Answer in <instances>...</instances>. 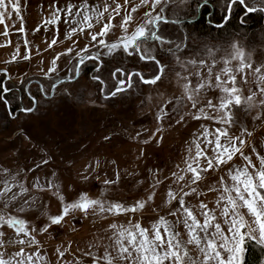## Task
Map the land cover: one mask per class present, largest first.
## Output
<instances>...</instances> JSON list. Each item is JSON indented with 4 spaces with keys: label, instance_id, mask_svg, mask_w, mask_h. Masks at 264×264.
Wrapping results in <instances>:
<instances>
[{
    "label": "rangeland",
    "instance_id": "rangeland-1",
    "mask_svg": "<svg viewBox=\"0 0 264 264\" xmlns=\"http://www.w3.org/2000/svg\"><path fill=\"white\" fill-rule=\"evenodd\" d=\"M71 2L75 5L86 2L90 6L89 15H93L90 9L97 6L101 12H104L105 4L109 7L103 18L97 19L93 15L91 28L77 23L86 11L83 8L79 9L81 17H69L66 12H58L59 21L49 22L54 8H63L68 0H56L54 7H50L53 0H5V7L0 9L3 14L0 20V69L8 70L10 74L7 87L24 92L20 108L32 106L30 97L34 96L39 101L34 112L22 114L19 111V115H13V120L8 124L0 115V169L6 168L11 173L6 175L0 172V190H3L5 178L12 183L13 191H18V185L23 184L30 189V194L36 195L37 207L29 209L25 206V212L21 213L19 207L22 201L15 205L9 202L5 209L4 198H0V215L16 216L25 219L28 227H36L47 224L40 205L46 206L49 214H59L62 206L55 190L38 191L32 187L37 180L45 185L49 180L59 184L60 194L67 202L86 193L90 199L102 198L105 207L119 202L131 208L137 200H144L145 207L136 212L100 213L92 208L87 214L79 210L71 212L61 224L48 225L46 231L37 234L36 239L40 243L25 248L23 256L17 255L21 245L7 244L10 239H19L20 234L16 233L15 228L5 225L0 228V231H5V235L0 238L5 241V246L0 247L3 258L13 260V264L27 256L33 257V264H107L106 253L117 256L119 246L116 240L119 232L121 228H129L130 224L139 223L150 234L154 231L153 225H159L161 235L167 239L164 225L159 223L161 217L179 231V238L186 242L190 239L188 229L183 227L186 214L178 211L176 216L169 215L170 211L178 208L177 200L168 196L169 190L176 197L189 193L184 196L186 205L200 223L203 224V212L207 211L215 218L212 224L219 222L225 235L231 237L226 219L233 217L225 218L222 215L225 208L231 212L228 197L236 198V193L232 191L235 182L230 174H235L237 169L247 168L254 175L264 156V110L257 103L258 99H264L259 96L260 87L257 86L260 77L264 76V47L251 48L242 39L234 38L226 43L203 39L198 43H189L190 48L187 49L188 52H196L201 43L208 45L207 49L199 53L197 65H188V72L198 69L201 73H207L208 68L199 65V58L202 57L206 65L215 64L217 70L219 67L232 68L231 73L222 75L223 86H231L229 77L232 74L237 76V81L245 77L251 81L249 86L257 96L252 98L250 103L253 107L250 110L243 98L240 105H235L233 100L225 109L214 111L204 107L206 96L217 105V97L228 96L221 88L207 93L201 91L195 96L201 103L193 108L188 97L192 94L196 77L189 76L172 55L161 57L169 65L162 81L155 85H144L139 76H134L131 90L119 93L116 99H113L114 96L105 99L107 92L114 90L118 80L124 78L120 73L115 77L111 75L116 67L140 73L145 79H150L158 71L154 61H142L136 53L128 56L119 49L117 53L109 55L107 48L98 43L101 39L111 43L124 35L119 24L125 12L132 16L128 25L130 34L145 19L144 12L148 9L141 8L139 0H130V4L136 5V12L132 11L130 4H125V0ZM13 3L19 5L18 11L12 8ZM201 3L203 0H190V4L179 6L165 4V15L177 20L175 25H164L166 34L183 36L180 23L190 20L191 14L200 9ZM116 4L121 5V11L113 16L112 28L107 35L97 36V41H91V34L99 33L108 23L107 17ZM72 28L76 29L75 33H71ZM53 40L56 41L54 44ZM85 48L87 55L82 51ZM179 55L186 62V54L181 52ZM81 56L85 59L99 56V59L85 61L86 73L76 78ZM57 57L56 71L49 72L53 67L52 61ZM224 61H228V64L225 65ZM241 62L251 67L237 72ZM91 67L99 68L94 76H99L100 80L91 77ZM257 68L259 72L255 71ZM58 83L54 88L53 85ZM249 95L251 93L246 86L243 96ZM0 96H5V93L0 91ZM201 107L203 115L199 111ZM5 109L11 111V105L6 106L0 100V114L5 113ZM257 111H261V117L254 119ZM225 113L234 114L236 122L220 124L218 120L208 118L209 114L215 116ZM158 128L161 131L157 132ZM218 128L228 134L227 138L221 137V143L227 146L228 139H231L233 145L242 148V153L237 152L232 160L208 169L206 159L215 155L214 140ZM205 130L210 133L207 138ZM105 136L109 139L105 140ZM144 140H148V143H144ZM240 140L245 143L240 145ZM197 145L204 155L197 157ZM41 149L51 160L47 165L36 167L44 154ZM244 155L250 160H245ZM188 165L201 170L200 181L191 183L193 173L188 170ZM117 171L121 175L119 182L105 185L106 179L115 180ZM153 173L160 179V184L155 186ZM173 173L176 175L173 176ZM13 176L16 177L15 182L12 181ZM83 176H87V179H83ZM225 188L229 191L226 192ZM192 189H196V193ZM258 191L264 195V189ZM149 195H152V200L147 199ZM201 203L206 205L205 209L200 208ZM237 204L236 211L244 217L245 222L241 232H248L251 226L255 229L256 239L253 240L259 243V226L255 224V217L242 201L237 200ZM247 239L250 238L245 236L242 264ZM124 244L127 246V240H124ZM203 246V243L200 246L195 243L187 245L189 254L198 264H202L203 253L200 248ZM60 251L64 252V256H60ZM115 264L129 262L116 260ZM261 264H264V258Z\"/></svg>",
    "mask_w": 264,
    "mask_h": 264
},
{
    "label": "snow or ice",
    "instance_id": "snow-or-ice-1",
    "mask_svg": "<svg viewBox=\"0 0 264 264\" xmlns=\"http://www.w3.org/2000/svg\"><path fill=\"white\" fill-rule=\"evenodd\" d=\"M56 0H53V5L50 7H54ZM233 3H239L244 5L246 0H233ZM125 4H130V0H125ZM139 4L141 8H147L148 10L144 12L145 19L135 27L134 31H131L129 34V23L132 21V16L125 12L122 21L119 24V27L123 30L124 35L119 39L114 40L111 43H107L105 40L101 39L98 43L101 46L107 48L109 55L113 53H117V50H122L124 53H127L128 56H132L133 53H136L139 56V59L142 61H154L155 66L158 71L154 72L150 79H145L143 75L140 73L128 72L126 69L121 67H116L115 71L111 73L113 77L120 73L124 76V78L118 80V84L114 90H110L107 92L105 99L109 96H116L119 92H124L133 87V77L139 76L140 80L145 84H157V82L162 81V77L165 74L167 68L169 67L168 63L163 60L161 57L165 53H171V55L175 58L176 62L180 64V66L188 72V65H192L195 67L197 65V57L199 53L204 49L208 48L207 44L201 43L200 48L196 52H188L187 49L190 48V44L187 41L192 40L189 36H171L166 34L164 30V25L169 23L175 25L177 20L170 19L169 16H166V8L165 4L169 5H188L190 4V0H139ZM133 12H136V5L130 4ZM5 7V0H0V9ZM109 5L105 4L104 12L99 10V6L94 9H90L95 18L100 19L104 17V13L108 11ZM226 7H230L227 5ZM12 8L18 11L19 5L16 3L12 4ZM80 8L85 9V13L81 17V13L79 11ZM90 6L83 2L81 5H75L68 0V3L63 8H54L52 12V18L49 21L50 23H55L59 21L60 17L57 14L58 12H66L69 17H81L80 20H77L78 24H86L89 28L92 27L90 21L93 19V15L88 14ZM75 10V11H74ZM249 12L255 11L256 9L253 7H249L247 9ZM264 11V8L261 9ZM121 11V5L116 4L112 9V13H110L107 17L108 23L104 24L103 29L96 34H91V41H97V36L107 35L109 30L112 28V18L114 15L119 14ZM173 15H176L173 12ZM3 19V14L0 13V20ZM220 27V25H217ZM83 31V28H81ZM76 29L72 28L71 33H75ZM69 33V35L71 34ZM56 41L53 40L54 44ZM195 42V41H193ZM235 47V45H233ZM69 52L72 51L71 48L68 49ZM85 51L87 55V50ZM184 52L187 56L186 62L181 59V55L179 53ZM242 55V54H241ZM15 59V57H13ZM55 58L52 61L53 67L49 69V72L56 71ZM92 59H99V56L93 57ZM116 57L113 56V60ZM85 57L81 56L79 58L78 64H84ZM224 64L227 65L228 61H224ZM199 65L207 67V73H201L198 69L196 71L188 72L189 76H195V86L192 89V94L189 95L188 99L192 101V107L196 108L198 104L201 103L199 99H196L201 91L207 93L208 91H215L217 88H221V90L225 93H228V96H219L217 97L219 103L214 104L212 99L205 97L206 103L204 107L213 109L214 111L219 109L228 108V106L235 101V105H240L242 98L248 104V109L250 110L253 105L250 103L253 97H256L257 94L251 91V87L249 85L252 84L246 77L241 78L237 81V76L235 74L230 75L229 79L232 81L230 87L223 86L224 81H222L221 77L224 73H231V67H219L217 70V66L214 64L213 66H208L205 64L204 59L199 58ZM245 67H251V65H245L241 62L237 66V72H243ZM99 71V68H97ZM256 72H259L260 69H255ZM47 75V73H45ZM179 75V73H177ZM93 79L100 80L99 76H94ZM187 79V77H185ZM103 83V81H101ZM192 83V81H189ZM237 83L239 87H237ZM247 86V90L251 95L244 97L243 89ZM260 87V97H264V76L260 77V84L257 85ZM55 87V85H53ZM0 91L3 93H8L9 88L7 86H0ZM40 91H45L44 89H40ZM101 91H104L101 89ZM32 106H25L23 108H19L18 111H21L25 114L34 112L36 110V106L39 101L33 96L30 97ZM0 100L7 106L11 102L6 98V96H0ZM258 105L261 107V110H264V99L257 100ZM201 115H203V107L199 109ZM9 116H12L11 111H9ZM225 116L227 118H225ZM261 117V111H257L254 119H259ZM14 118V117H13ZM183 118V117H182ZM208 118L210 120H218L220 124H229L235 123V115L231 113H225L224 115H211L209 114ZM161 131V129H157V132ZM217 133L215 135V155L206 159V166L208 169H212L214 166H219L225 161L232 160L233 156L237 152L242 153V148H238L232 144L231 139H228V144L225 146L221 143V137L227 138V132L223 129L218 128ZM139 132L137 133V137H139ZM205 137L210 135V133L205 130ZM105 140H108L109 137L105 136ZM144 143H148V140H144ZM212 143V141H209ZM240 145H243L245 142L243 140L239 141ZM197 157L204 155V153L199 150V145H197ZM255 151V149H253ZM41 152L44 153V150L41 149ZM143 156V153L140 154ZM245 160H250L247 155H244ZM51 160V157L44 153L39 163L36 167L40 165H47ZM111 163H115V161H111ZM99 165V161L97 160V166ZM188 170L193 173V177L191 183H196L201 180V170L198 168H193L191 165H188ZM85 171H88L86 169ZM0 172L5 173L6 175H11L8 169H0ZM51 175L55 176V173ZM176 173H173L175 176ZM231 179L235 182L232 191L236 193V198L232 196L228 197V204L231 209V212L228 208H225L222 212V215L225 218L232 216V219H226V223L230 225L228 231L232 233L231 237L225 235L224 231L221 228V224L219 222L212 224V220L214 217H211L207 211L203 212L204 222L203 224L196 218L193 214V211L186 205V201L184 196H188L189 193H184V196L176 197L175 194L169 190L168 196L171 199L177 200L178 208L169 212V215L176 216L178 211H182L185 213V217L183 219V227L188 229V234L190 239L182 241L179 236L180 232L174 230L172 225H169L167 221L163 217L160 218V224L164 225V231L167 233V239H165L161 235V231L159 225L154 224V231L150 234L149 230L141 227L139 223L130 224L129 228H121L119 232L118 239L116 240V244L119 246V251L116 257H112L106 253L105 259L107 260V264H115L116 260L122 262H129V264H167V262H171V264H198L196 260L192 258L189 254V250L187 245L195 243L197 246H200L203 243V247L200 248V251L203 253L202 264H242L243 262V243L245 236H248L250 239H256L254 233L255 229L249 226V231L244 233L241 232V229L245 227L244 217L236 211L238 208L237 200L242 201L243 205L247 208L248 212L255 217V224L259 226V243L264 244V195L261 194L258 189H264V156L260 159V168L253 175L245 169H237L235 174H230ZM115 180L106 179L104 181L105 185H112L118 183L121 175L120 172L117 171L115 174ZM83 179H87V176H83ZM179 179H184V177H179ZM16 177H12V181L15 182ZM153 186L160 184V179L153 173ZM33 188L38 191L44 190H55V194L61 202L62 211L59 214H49L48 209L44 205H40V209L42 213H44L46 217L47 224L38 225L36 227H28V222L25 219H21L16 216H5L0 215V228H4L5 225L8 227L15 228L16 233L20 234L19 239H10L7 241L9 246H14L15 244L21 245L17 255L23 256L25 248H32L34 245H38L40 242L36 239V235L47 230L48 225H59L62 221H64L65 217L69 215L71 212L79 210L85 214H87L88 210L92 208L94 211H98L103 213L107 212H136L139 209H143L145 207L144 200H137L134 203V206L129 208L125 204L114 202L105 207L104 201L102 198L98 199H90L86 193H81L78 198L72 200L71 202H67L64 199V196L61 193L60 185L55 183L52 180H49L47 184H41L38 180L32 185ZM19 190L13 191L12 183L9 182L7 178L3 180V190H0V198H4V207L7 209L8 203L12 202L14 205L22 201L19 207V212H25V206L29 209L37 207V197L35 194H30V189L25 187L23 184L18 185ZM225 191H229L228 188H225ZM193 193H196V189H192ZM10 194V195H9ZM246 194V195H245ZM27 197V198H25ZM19 198V200H18ZM152 195L147 197L148 200H152ZM201 209H205L206 205L203 203L200 204ZM189 220L191 223H189ZM177 222H179V217L177 218ZM112 227H116V225H112ZM210 229H214L210 233ZM200 233H203L201 235ZM5 235V231H0V238ZM124 240H127V246L124 244ZM5 246V241L0 239V247ZM59 251V249H57ZM135 253V255H134ZM60 256H64V252H59ZM4 253H0V264H13V260L4 259ZM16 264H33V257L27 256L24 259H21L16 262ZM94 264V262H93Z\"/></svg>",
    "mask_w": 264,
    "mask_h": 264
},
{
    "label": "trees",
    "instance_id": "trees-1",
    "mask_svg": "<svg viewBox=\"0 0 264 264\" xmlns=\"http://www.w3.org/2000/svg\"><path fill=\"white\" fill-rule=\"evenodd\" d=\"M233 0H227V5ZM206 3L200 12H195L192 18L180 23L183 30V36H189L192 40L187 43L200 42L206 40L208 42H222L226 43L234 38L242 39L251 48L264 47V0H246L244 5L234 3L231 9L229 19L224 23L228 15L229 7H226V0H203ZM202 4V3H201ZM253 7L256 10L249 12L247 9ZM217 25H220L218 27ZM164 56H171V53H165ZM5 78V77H4ZM131 90L128 89L127 91ZM18 92V93H17ZM24 97V92L21 89H12L5 96L11 103V113L4 110L5 113H1L2 120L8 124L13 120V115H19V109L21 106V97ZM118 95L114 96L116 99ZM110 100V99H109ZM17 112V113H15ZM23 114V112H22ZM264 258V246L260 245L253 239H247L245 242V256L244 264H261Z\"/></svg>",
    "mask_w": 264,
    "mask_h": 264
},
{
    "label": "water",
    "instance_id": "water-1",
    "mask_svg": "<svg viewBox=\"0 0 264 264\" xmlns=\"http://www.w3.org/2000/svg\"><path fill=\"white\" fill-rule=\"evenodd\" d=\"M233 1L230 3V7H229V9H228V15H227V18H226V20L229 18V16H230V13H231V9H232V6H233ZM252 12H254V11H252ZM222 26V25H221ZM93 57H89V58H87L86 59V61H88V60H93L92 59ZM80 66H81V64H79L78 65V68H77V74H76V78H78L79 77V69H80ZM2 75H5V81H4V85L8 82V80H9V78H10V74H9V72H8V70H5V69H0V77H2ZM142 81V80H141ZM63 81H61L60 83H62ZM60 83H58V84H56L55 85V87L56 86H58ZM142 83H143V81H142ZM144 85H148V84H145V83H143ZM54 87V88H55ZM119 93H121V92H119ZM118 94V93H117Z\"/></svg>",
    "mask_w": 264,
    "mask_h": 264
},
{
    "label": "flooded vegetation",
    "instance_id": "flooded-vegetation-1",
    "mask_svg": "<svg viewBox=\"0 0 264 264\" xmlns=\"http://www.w3.org/2000/svg\"><path fill=\"white\" fill-rule=\"evenodd\" d=\"M204 5H206V3L205 2H203V4L200 6V9H199V11L198 12H200V10H201V8L204 6ZM96 59H93L92 61H95ZM85 61H86V59H85ZM86 68H87V66H86V63H84V64H82L81 65V68L79 69V74H84V73H86ZM91 73H90V75H91V77L92 76H94V73H96V71H97V69L95 68V67H91ZM4 81H5V78H2V77H0V86H7V83L4 85ZM97 81V80H96ZM10 90L11 89H9V92H10ZM8 92V93H9ZM8 93H6V94H8ZM26 93H27V90H26ZM20 97H21V99H22V94L20 93ZM15 113H17V112H15Z\"/></svg>",
    "mask_w": 264,
    "mask_h": 264
}]
</instances>
